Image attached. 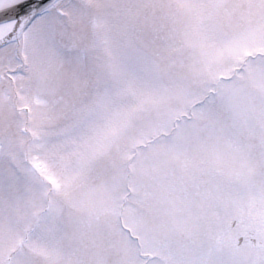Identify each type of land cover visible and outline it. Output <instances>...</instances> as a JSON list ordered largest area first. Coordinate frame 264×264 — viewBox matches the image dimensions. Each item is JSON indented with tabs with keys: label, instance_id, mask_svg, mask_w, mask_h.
Listing matches in <instances>:
<instances>
[{
	"label": "snow or ice",
	"instance_id": "snow-or-ice-1",
	"mask_svg": "<svg viewBox=\"0 0 264 264\" xmlns=\"http://www.w3.org/2000/svg\"><path fill=\"white\" fill-rule=\"evenodd\" d=\"M0 264H264V0H0Z\"/></svg>",
	"mask_w": 264,
	"mask_h": 264
}]
</instances>
